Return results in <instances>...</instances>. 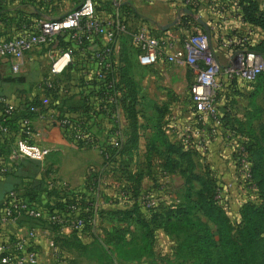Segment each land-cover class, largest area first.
I'll return each instance as SVG.
<instances>
[{
    "label": "trees",
    "instance_id": "16d2710c",
    "mask_svg": "<svg viewBox=\"0 0 264 264\" xmlns=\"http://www.w3.org/2000/svg\"><path fill=\"white\" fill-rule=\"evenodd\" d=\"M93 1L98 16L109 17L110 13L101 14L98 11L96 0ZM242 1L246 4L245 17L264 29V12H259L253 1ZM12 2V0H0V42L11 40L25 32H31L36 22L47 10H42V7L50 4L46 0H17L16 5ZM129 7V5H123L120 7V14L112 13V21L122 20V17L125 16L124 13L130 11ZM25 8H30V12L25 11ZM65 35L71 36L70 33ZM60 39L61 36L58 37L61 50L72 51L71 63L65 71L68 72L69 78L67 87L74 88L76 95L80 96L81 100L78 106L65 108L52 105L44 108L34 100L32 103L22 106L19 111L15 109L13 115L6 122L8 131L9 128L14 129L18 134V139L23 137L22 120L33 121L37 115L29 112V108L36 107L44 114L52 113L56 124L66 120L67 124L65 125L58 126L57 124L63 139L78 149H96L101 154L102 167L108 168L120 160V166L123 165L122 167L125 168L126 162L122 158L131 153L139 138V111L137 109L139 98L137 84L130 69L120 66L121 59L118 55L117 61L114 58L109 60L110 69L105 78L102 81H97L94 77L96 67L90 60V56L95 50L101 49L103 44L101 45L96 39L98 47L90 50L89 43L85 39H82L80 45L74 39H70L67 43H61ZM251 50L264 56L263 44ZM64 72L62 74L66 75ZM5 80L19 81L21 78L7 76ZM256 84L255 93L250 95V110L246 111L243 122L235 118L231 106L225 105L224 112L220 117L222 130L225 134L227 132L246 138L245 149L251 162V178L258 200V202L247 200L242 203L239 209V221L236 224L228 217L226 205L218 202L215 198L220 180L213 174L207 175L205 178L197 175L191 158V154L196 152L165 143L162 136L158 134L160 132L157 133L156 139L162 143L161 147L165 148L162 152L164 171L167 174L178 171L183 179V200L169 206L154 207L150 212L158 209L159 211L151 213L150 217L144 220L139 208L144 210L141 202L145 194H141L134 188L125 187L121 192L126 197L123 199L125 202L123 205L125 204L124 207H127L131 203L132 206L130 208H113L103 216L107 215L108 218L121 223L134 222L135 225L139 224L148 230L153 236L156 230H162L167 235L173 236L181 234L182 240L177 244L176 253L188 255L194 261L202 264H264V260H262L264 255V123L260 126L258 135L251 127L252 122L260 120L264 114V111L255 104V97L264 88V75H260L256 79ZM43 88L53 94L58 91L55 80H52L50 88L46 86ZM65 90L66 95L67 88ZM55 96L57 97V95ZM119 110L123 113L128 125L127 132L124 133L119 128ZM16 112L20 113L21 118L17 125L12 127L10 121ZM105 123L112 127L106 129ZM8 131L6 134L0 135L1 143L5 141ZM115 134L118 135V147H114L110 141ZM155 141L150 143L153 150H155ZM30 142L32 143V140ZM35 167L38 165L36 164ZM98 180L97 177L95 182L94 175L88 174L84 186L72 191L65 189L64 195L59 197V200L56 198L54 202L49 197L53 194L54 189L45 186L43 193L31 191L26 194V199L21 198L32 205L33 203L38 204L39 206L36 207H41L48 214L59 215L66 220H82L81 229L72 231L69 237L61 233V229L67 226L66 224L51 225L45 221L37 223L51 230L55 235L54 242L58 241L60 247L70 248L75 241H79V233L89 230L90 224L97 217L93 192L97 191L94 185L100 182ZM195 185H198V188H195ZM41 196L44 200L43 204ZM72 207L75 208L74 211H71ZM209 224L216 227V237H213ZM99 244L102 246L101 243ZM213 249L217 250L216 262L212 259Z\"/></svg>",
    "mask_w": 264,
    "mask_h": 264
},
{
    "label": "crops",
    "instance_id": "0c3cea01",
    "mask_svg": "<svg viewBox=\"0 0 264 264\" xmlns=\"http://www.w3.org/2000/svg\"><path fill=\"white\" fill-rule=\"evenodd\" d=\"M12 1L13 4H17V0ZM74 1L75 0H52V3H50L48 6L42 7V10L47 9L44 11V13H48V15L52 18H60L72 8ZM250 1H253L256 9L259 12H264V0ZM130 6L133 8L134 14H131L129 16L138 15L137 19H131L134 25L133 31L138 28L140 20L147 21L151 25V27L157 28L163 32L179 33L180 35H184L189 31L192 32L194 26L197 27L196 25L198 23H207L206 31L209 35L210 47L212 48L213 53L220 64H226L232 50V43L230 42L234 40L233 38H239V40L243 44L242 46L250 50L259 47L262 44L264 45V29L262 28V26L250 22L245 17L244 9L246 4L242 0H239V8L241 13L239 12L238 15L232 10L231 7H229V5H226L222 8L218 4L216 7H214L213 4L210 5L202 2L196 9V16H198L202 20L201 22L198 21V23L196 21L192 23L191 11L186 8L180 7L176 2L149 5L140 0H132L130 1ZM25 11L30 12V8H25ZM157 11L167 14L166 17H170L171 21L163 25H157L154 19V15H157ZM143 17L146 19H144ZM105 18H107V16ZM60 36L61 43H67L68 41H70V39L73 40L72 35L69 36L63 34ZM96 39L99 40L101 45L103 44L99 38H94L92 41H88L90 50H94L98 47ZM220 39H224V44L220 42ZM57 47L58 49H62L59 41H57ZM53 50L54 48L48 47L33 51L26 57L21 71L18 74H13L11 72L9 62L5 59L0 58V101L2 104H10L11 106L15 107L16 111H19L22 106L32 103L34 100L38 101L44 108L52 105L58 107L64 106L65 108L78 106V103L81 100L80 96L78 94L76 95V91L74 88L71 89V87H64L61 81V77L68 76L67 71L64 72L66 75L61 74V76H56L57 78L54 79L57 82L58 86V91L55 94L51 93L49 90H45V88L43 87V89L38 90L37 82L41 80L47 81L51 78L50 75H48L49 72H47L46 70L43 72L44 75H39V79L35 77V83H31V77L29 76L36 72V67L41 61H46L47 59H49L51 62L50 56ZM135 60L137 63V54L135 56ZM163 62L165 61L163 59H160L155 65L142 68L152 71L157 69L158 67H162ZM169 65L182 70H184V67H187L190 70L191 74L194 76L193 79L189 76L188 71L179 72L175 79L178 81L180 88L184 89L186 87L188 89L189 86L195 81V72L188 66H177L174 64ZM30 69H32L34 73H32L31 75H29L30 72L26 74V70ZM14 75L21 78V80H5V77L7 76L17 78ZM165 77L166 80H171L169 76L167 77L165 75ZM254 83H256V81ZM250 85L251 84H248V86ZM245 86L246 84H241L239 82L237 84L235 83L233 85H227L224 87L221 93L228 92L227 94H229V91L231 89H236L239 91ZM64 88H67L66 95V90H63ZM173 89L176 90L175 88ZM263 90L264 88L255 97V104L264 111V105L260 106L257 103V97L262 93ZM253 93H250V95ZM55 95H57V97ZM250 95L248 96V102L244 106V109L241 111L239 109V111L243 113L232 109L233 113L235 114V118L239 121L243 122L245 120L244 115L246 111L250 110ZM228 98L229 96L226 95L225 104L222 102L218 103L222 114L224 112L225 105L227 107L230 105L228 104ZM48 100L50 102H48ZM184 109L185 110L182 109V111H179L181 115L172 117L174 120L166 124L164 127L161 126L160 123H157V125L144 127V123L143 121H140L138 115L139 138L137 144L131 150V153L129 155H126L122 158V160L126 162V164L124 165L125 168L122 167L123 165L120 166L121 163L119 160L113 165L112 168L115 171H112L113 175L111 176L113 178H116L117 181L121 182L122 188L131 187L139 191L141 194H145L143 188L147 186L146 184L151 182L156 183L155 175L160 173L161 175H163L162 173H164L165 175H179L178 171L172 174L165 173L163 168L164 158L162 154L165 148L163 146V148L161 147L162 143L156 139V136L157 133L160 132L158 134L162 136V139L165 143L183 147L181 141L182 135L186 130L185 128L187 127V125L189 126L194 123L193 130H195L196 134L193 137V143L200 140L201 138L206 139L208 142V150L206 153L202 154L201 156L200 154L199 156L197 154H191L192 161L195 165V173L203 178H205L207 175L213 174L218 178V180H220V183H230L232 185V188L237 189L236 193L241 189L243 191H249L244 189L236 178L234 160L232 156L231 144L233 141L231 138V134L227 132L225 134L222 129H216L212 125V122L208 119L198 120V114L195 109L189 110L186 106H184ZM20 116L21 115L19 112L15 113L13 119L10 121V125L12 127H15L17 125L18 121L21 118ZM118 121L119 128L122 130V132H127L128 125L121 110H119ZM32 122L36 131L39 133L38 137H33L32 142L34 144L49 148L50 153L43 163H37L36 161L31 160L8 159L10 152L14 147L15 141L18 139L17 132H15L14 129L9 128L8 134L5 136V141L2 143L0 142V157L5 158L4 160H7V163L9 164V172L4 176H0V200H2L7 193L13 190H15L17 194L23 199H26V194L31 193V191L43 193L44 186L48 183L50 186L45 187L54 189L53 194L49 196L51 201L54 202L56 201V198L57 200H59V197L64 195V188L66 186H64L63 184L69 186L68 190L70 191L84 186L85 179L89 174L88 166L89 164H91V162H98V166L100 165V167H95L97 168V170H100V172H104L105 168L101 165L102 160L96 149H78L73 144L68 143L61 136L60 130L54 121L40 120L37 117H34ZM263 123L264 114H262L260 120H255L254 122H252L251 127L253 128L256 135H258L259 128ZM104 126L106 127V129L112 127L108 123H105ZM141 132H147L149 134V137L144 138ZM142 140L144 141V145L142 144ZM153 140H156L154 143L155 150H153V146L151 147L150 145ZM182 149L187 150L185 148ZM137 154L141 156V158H139V160H141L140 164H143V168L140 170L134 169L133 165ZM99 159L100 161H98ZM155 163L156 165H154ZM36 164L38 165V167H35ZM153 170H156L157 173L153 172ZM146 177L150 178L149 180L151 182L149 180H145ZM54 181L56 185H54ZM59 184H62V187L59 188ZM195 188H198V185H195ZM251 191L254 193V200L249 197H245L242 200H239V203L237 205V222L239 221V209L242 203L247 200L258 202L255 186L253 189H251ZM43 201L44 200L41 196L42 204ZM123 203L118 204V206H112L110 202H107L104 203V206H107L110 209H113V207L130 208L132 206V204L130 203L127 207H124L125 204L123 205ZM33 205L39 206L38 204L34 203ZM139 211H141L142 214L144 213L141 208H139ZM157 211H159V209L153 212ZM153 212H149L150 214L147 217H150L151 213ZM132 223L134 224V222ZM30 229L36 231L37 239L28 245L27 250L39 253V264H43L42 260L45 257L48 258V260H51V262H54L55 257L52 256L51 252L48 250L47 243L49 241L48 236H51L53 238L55 235L49 228H47L46 226L42 227L35 221L19 219L14 224L0 226V243L12 242L17 237L26 234ZM160 232L161 234H165L164 232H162V230H160ZM61 233L67 237H69L71 234V232L65 229H61Z\"/></svg>",
    "mask_w": 264,
    "mask_h": 264
},
{
    "label": "built area",
    "instance_id": "2783aa9c",
    "mask_svg": "<svg viewBox=\"0 0 264 264\" xmlns=\"http://www.w3.org/2000/svg\"><path fill=\"white\" fill-rule=\"evenodd\" d=\"M52 3V0H46ZM115 7V15L120 14V7L129 5L132 0H111ZM146 4L173 3L191 11L192 23L202 20L196 16L199 4L205 2L214 7L229 5L238 15L240 12L239 0H140ZM133 9V8H132ZM241 13V12H240ZM125 15V13H124ZM190 16V15H189ZM194 26L192 35L182 38L179 33L163 32L145 21L140 20L138 28L132 35V44L137 53V63L141 67L155 65L160 59L168 64L188 66L195 72V81L189 86V98L198 114V120L208 119L216 129H222L220 121L221 111L218 106V96L225 86L237 84H252L264 74V56L242 46L239 38H233L232 50L226 64H220L209 43V35L206 31L207 23H198ZM127 25L120 20L112 21L108 17H99L93 0H75L72 8L60 18H52L48 13H43L34 25L31 32L8 41L0 42V58L9 62L11 72L18 74L26 57L33 51L42 48H54L51 53L50 73L60 76L71 63V50H61L57 47L58 37L70 33L78 45L82 39L92 41L99 38L103 46L95 50L90 60L95 65L94 77L102 81L110 69L109 60H118L119 37L127 33ZM224 44V39H220ZM52 81H44L43 86L51 87ZM15 112V107L10 104H2L0 101V135L8 131L6 122ZM29 112L35 113L40 120L54 121L52 113L44 114L36 107H30ZM58 126L67 124V121L57 122ZM23 137L15 141L14 147L8 159L31 160L43 163L50 153V149L31 143L33 137H38L33 122L23 119L21 123ZM182 135V145L185 149L194 150L202 155L208 150V142L201 138L193 143L195 136L194 123L187 125ZM118 135L110 139L114 147H118ZM232 156L237 181L242 187L253 189L251 178V162L245 149L246 138L241 135H232ZM99 156L101 155L98 152ZM9 172V164L0 158V176ZM232 188L230 183H220L216 193V200L225 204L223 191ZM123 199H126L122 195ZM142 208L152 209L156 207L155 200L150 196L143 197ZM75 208L72 207L71 211ZM19 219L45 221L54 225L66 224L63 229L69 232L81 229L83 223L80 219L66 220L59 215L46 213L42 208L36 207L19 195L10 191L0 201V226L16 223ZM37 239L35 230L30 229L26 234L17 237L12 242L0 243V264H39V253L27 250L28 245ZM47 248L51 255L57 258L61 255L59 248L53 240H49Z\"/></svg>",
    "mask_w": 264,
    "mask_h": 264
},
{
    "label": "rangeland",
    "instance_id": "374dc122",
    "mask_svg": "<svg viewBox=\"0 0 264 264\" xmlns=\"http://www.w3.org/2000/svg\"><path fill=\"white\" fill-rule=\"evenodd\" d=\"M96 2L98 5V11L101 14H107V12H109L110 14H108V18L111 20L112 13L115 11L112 1L96 0ZM129 8L130 11H126L125 16L120 20L127 25V33L119 37L118 55H120L121 59L120 66L130 69V73L137 84L139 98L137 109L139 111V119L140 121H143L144 127L157 125V123H160L161 126L164 127L166 124L174 120L172 117L181 115L179 111H182V109L185 110L184 106L189 110L194 109L189 98L188 89L186 87L184 89L180 88L178 81L175 80L176 76L181 71H188L189 76L192 79L194 76L187 67H184V70H182L166 64L165 62H163L162 67H158L152 71L143 69L137 65L135 60L137 53L132 44L131 38L134 33V25L131 19H137L138 15L129 16L134 14V10L131 6ZM166 16L167 14L157 11V15H154L157 25H163L170 22L171 18ZM193 33L194 32L191 31L186 32L182 38L188 37ZM50 64V60L47 59L46 61L38 63L35 73L32 69L26 70V74L29 72V75L34 73L29 76L31 77V83L36 82L35 77L38 78L39 75H44L43 72L45 70L49 72L48 75L51 77L50 80L59 77L51 75ZM165 75L167 77L169 76L171 80H166ZM61 78L63 86H68V76ZM43 83L44 80L37 82L38 90L43 89ZM256 88L257 84L254 83L250 86L246 85L239 91L231 89L229 94H227L228 92L220 93L218 96V103L222 102L225 104V96L228 95L229 106H231L232 109L237 111L240 109L241 111L248 102V96L250 93L255 92ZM63 90H65V88ZM48 102L50 101L48 100ZM257 103L260 106L264 105V90L257 97ZM141 134L144 138L149 137L147 132H141ZM142 144L144 145L143 140ZM197 155L199 156V154ZM139 158H141V156L137 154L133 164L134 169L140 170L143 168V164H140L141 160H139ZM98 161H100V159ZM154 165H156V163ZM95 166H98V162H91L88 166V173L94 175L95 182L97 177L99 179L98 181H100L94 185L97 191L93 192L97 209L96 219L90 224L89 230L79 233V241H75L72 247H66L63 249L58 245L59 243L57 241L56 245L59 248L61 255L55 258L54 262H51V260H48V258L45 257V260H42L43 264H202L201 262L194 261L188 255L176 253L177 244L182 240L181 234L179 236H173L167 235L166 233L161 234L160 230H156L153 236L148 230L142 228L139 224L135 225L131 222L121 223L108 218L107 215L104 217L103 215L107 213L108 209L111 210L109 207L104 206V203L110 202L112 206H118V204L124 202L121 194L123 188L121 187V182L111 176L113 175L112 171H115L112 168L113 166L105 168L104 172H100ZM99 167L100 165L98 168ZM153 172L157 173L156 170H153ZM162 174L163 175H161V173L155 175L156 183L151 182L149 180L150 178L146 177L145 180H149L151 183L146 184L147 186L145 188L142 187L143 191H145V196L148 195L155 200L156 207L159 205L169 206L176 204L183 200L184 197L181 177L178 174ZM53 183H55V181ZM54 185H56V183ZM63 185L66 186L64 189H68L69 186L66 184ZM45 186L49 187L50 185L47 183ZM58 187H62V184H59ZM243 188L249 191H243L241 189L236 193V188L223 191L227 215L234 224L237 223V205L239 200H242L245 197L254 198V193L251 191V188H248L247 186H244ZM150 210L151 209L143 210V214L140 211L141 216L143 217L142 219L146 220L149 218L147 216L150 214ZM209 226L213 237H216V227L212 224H209ZM48 239L55 241V238H52L51 236H48ZM99 243H101L102 246H100ZM216 252V249L212 250V259L214 262H216L217 259ZM262 260H264V255Z\"/></svg>",
    "mask_w": 264,
    "mask_h": 264
}]
</instances>
